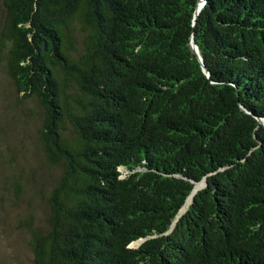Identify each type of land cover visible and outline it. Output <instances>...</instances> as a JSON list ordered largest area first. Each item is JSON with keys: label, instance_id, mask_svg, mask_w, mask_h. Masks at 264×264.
Masks as SVG:
<instances>
[{"label": "trees", "instance_id": "obj_1", "mask_svg": "<svg viewBox=\"0 0 264 264\" xmlns=\"http://www.w3.org/2000/svg\"><path fill=\"white\" fill-rule=\"evenodd\" d=\"M199 1L0 0L33 264H264V0Z\"/></svg>", "mask_w": 264, "mask_h": 264}, {"label": "rangeland", "instance_id": "obj_2", "mask_svg": "<svg viewBox=\"0 0 264 264\" xmlns=\"http://www.w3.org/2000/svg\"><path fill=\"white\" fill-rule=\"evenodd\" d=\"M2 88L5 96H11L10 87L4 79H0V90ZM6 101L13 104L12 98L8 97ZM6 101L1 105L6 106ZM2 106H0V111ZM7 118L5 121L3 119L2 122L0 121V177L4 179L5 175H7L6 177L11 176L13 170H19L26 177L33 179L29 172V170H33L38 184L42 187L41 177L44 168L42 169L40 157L32 154L34 143H31V139L24 133L22 123L15 126L14 122L10 121L13 119L10 114L7 115ZM9 161H12L17 168L14 166L12 169L8 164ZM9 181L7 186L10 188ZM199 186L202 189L205 184L201 183ZM26 191L25 195L15 200L12 195L9 196V192L0 188V264H33V253L29 248L30 236L27 225L23 221L31 215L34 225H42L44 207L42 200L29 190ZM185 212L181 210V215ZM21 221L24 224H21ZM141 243L142 241H138L132 247L137 248Z\"/></svg>", "mask_w": 264, "mask_h": 264}, {"label": "water", "instance_id": "obj_3", "mask_svg": "<svg viewBox=\"0 0 264 264\" xmlns=\"http://www.w3.org/2000/svg\"><path fill=\"white\" fill-rule=\"evenodd\" d=\"M204 4H205V2H204V0H200L199 2H198V6H197V9H196V11H195V18L199 15V13L201 12V10L203 9V7H204ZM191 46H192V48H193V51L196 53V55L198 56V58H199V60L201 61V63H202V65H203V68H204V70H205V67H204V64H203V59L201 58V56L199 55V49H198V47H197V45L195 44V42H194V37L192 36V39H191ZM264 124V123H263ZM201 183H204L205 184V186L207 185V183H206V180H203V181H201L200 183H198V184H201ZM201 189V187L199 186V188H196L195 187V189L193 190V192L191 193V195L194 193V195L199 191ZM190 195V196H191ZM189 196V197H190ZM188 197V198H189ZM188 198H187V200H188ZM186 200V201H187ZM186 203V202H185ZM185 205V204H184ZM182 210V209H181ZM179 215H181V211H180V213H179ZM176 223V221L174 222V224ZM174 224H173V226H174ZM172 226V227H173Z\"/></svg>", "mask_w": 264, "mask_h": 264}, {"label": "bare ground", "instance_id": "obj_4", "mask_svg": "<svg viewBox=\"0 0 264 264\" xmlns=\"http://www.w3.org/2000/svg\"><path fill=\"white\" fill-rule=\"evenodd\" d=\"M196 188H199V184L196 185ZM193 197H194V193L186 201L185 205L182 208V212H184V211H186L188 209V207L190 206V204H191V202L193 200Z\"/></svg>", "mask_w": 264, "mask_h": 264}]
</instances>
